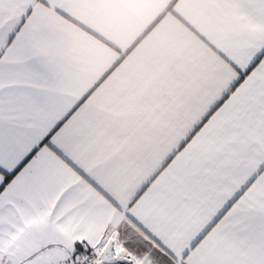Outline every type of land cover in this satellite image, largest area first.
<instances>
[{"label": "snow or ice", "instance_id": "snow-or-ice-1", "mask_svg": "<svg viewBox=\"0 0 264 264\" xmlns=\"http://www.w3.org/2000/svg\"><path fill=\"white\" fill-rule=\"evenodd\" d=\"M0 264H264V0H0Z\"/></svg>", "mask_w": 264, "mask_h": 264}, {"label": "crops", "instance_id": "crops-1", "mask_svg": "<svg viewBox=\"0 0 264 264\" xmlns=\"http://www.w3.org/2000/svg\"><path fill=\"white\" fill-rule=\"evenodd\" d=\"M136 2L142 3V4H150L153 2V0H136Z\"/></svg>", "mask_w": 264, "mask_h": 264}]
</instances>
